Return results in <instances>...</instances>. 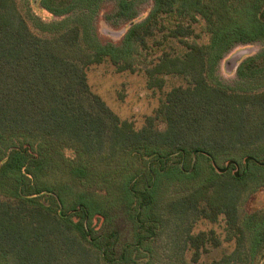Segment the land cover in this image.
I'll return each instance as SVG.
<instances>
[{
    "label": "trees",
    "instance_id": "16d2710c",
    "mask_svg": "<svg viewBox=\"0 0 264 264\" xmlns=\"http://www.w3.org/2000/svg\"><path fill=\"white\" fill-rule=\"evenodd\" d=\"M102 1L39 0L45 19L0 0V264H257L264 210L241 209L264 188V0H152L141 20L144 0H115L129 22L119 45L93 33ZM201 20L207 40L189 39ZM254 42L236 71L248 85L224 84L223 55ZM132 45L149 64L136 68ZM107 60L149 87L185 83L137 128L89 85L87 68ZM220 219L222 239L195 230ZM223 240L231 251L200 260Z\"/></svg>",
    "mask_w": 264,
    "mask_h": 264
},
{
    "label": "rangeland",
    "instance_id": "374dc122",
    "mask_svg": "<svg viewBox=\"0 0 264 264\" xmlns=\"http://www.w3.org/2000/svg\"><path fill=\"white\" fill-rule=\"evenodd\" d=\"M152 0H144L137 5V16L135 20L143 19L150 8L152 7ZM20 6L23 11H26V7L20 2ZM28 7L32 9L36 14L42 18L49 19L54 18L46 10L40 8L39 0H29ZM116 3L115 0H103L99 9L97 10L93 21V33L100 43H112L119 45L122 41L123 34L128 28L129 22L123 18L116 16ZM33 30H37L32 24H30ZM203 21L196 26V32L200 34V37H191L198 42H205L207 35L202 31ZM107 31L109 33H107ZM124 31L123 34H119ZM171 45L177 51H182V44L172 41ZM260 43L254 42L249 44H237L227 51L218 63L216 73L218 78L224 83L234 88L245 87L248 85L246 80H241L235 70L228 71L225 67V60L231 56L236 50L243 47H249L250 51L246 54H251L259 49ZM171 46V47H172ZM169 49H172V48ZM130 58L136 68L149 64L151 55H145V51L140 47H130ZM244 54V55H246ZM87 78L92 91L99 94L108 106L115 111L121 118L131 120L135 127H141L148 115H153L155 109L164 99L165 93L173 86L184 84L185 81L178 75L165 76V83L162 88L149 87L147 84V76L144 71L136 70H124L116 71L115 66L111 61H103L102 63L92 64L87 68ZM158 127L162 128L164 123L157 121ZM179 188H172L168 194H175ZM178 193V192H177ZM253 210H264V188H260L258 191L250 195V197L244 201L241 214L244 216L246 212ZM103 228L109 227V224H103ZM119 240L118 244H122L125 240L131 237L130 224L126 219H121L118 224ZM213 228L216 233L222 239L224 237V221L220 219L218 222H209L207 220L199 221L195 230L210 229ZM234 247L232 241L223 240L221 244L216 248H210L208 251L202 253L201 261H209L212 258H218L222 253L231 251ZM257 264H264V256H261Z\"/></svg>",
    "mask_w": 264,
    "mask_h": 264
},
{
    "label": "water",
    "instance_id": "95a60500",
    "mask_svg": "<svg viewBox=\"0 0 264 264\" xmlns=\"http://www.w3.org/2000/svg\"><path fill=\"white\" fill-rule=\"evenodd\" d=\"M107 33H109L107 31ZM124 31L118 33V35L120 34H123ZM250 51V48L249 47H243L241 49H238L236 50L233 54H231L230 57H228L226 60H225V67H226V70L228 71H233L236 69V66H237V62L241 59V57L246 54V53H249ZM257 51V50H256Z\"/></svg>",
    "mask_w": 264,
    "mask_h": 264
},
{
    "label": "flooded vegetation",
    "instance_id": "af4514ba",
    "mask_svg": "<svg viewBox=\"0 0 264 264\" xmlns=\"http://www.w3.org/2000/svg\"><path fill=\"white\" fill-rule=\"evenodd\" d=\"M147 14H148V13H147ZM259 49H260V47H259ZM259 49H258V50H259ZM258 50H257V51H258ZM257 51H256V52H257ZM256 52L251 53V54L243 55V56L241 57V59L237 62V66H236L235 71H237V68H238L239 64H240V63H241L246 57L251 56V55L255 54Z\"/></svg>",
    "mask_w": 264,
    "mask_h": 264
}]
</instances>
